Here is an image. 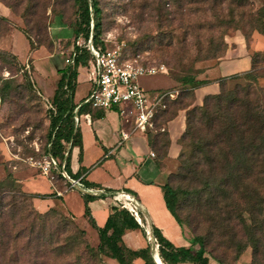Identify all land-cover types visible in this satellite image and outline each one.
<instances>
[{"label":"trees","instance_id":"1","mask_svg":"<svg viewBox=\"0 0 264 264\" xmlns=\"http://www.w3.org/2000/svg\"><path fill=\"white\" fill-rule=\"evenodd\" d=\"M217 1L220 0H213V3ZM229 2L231 16H239L243 20L242 26H251L252 30L258 29L264 35V4L258 10H248L245 7L250 4V0ZM75 4V38L83 37L85 44L91 39L93 45L105 47L101 40L103 23L99 0H75ZM6 21L8 18L0 14V25ZM231 23V18L223 19L217 26L224 29L225 24ZM240 30L246 39L250 37L251 33L247 34L243 28ZM22 31L27 34L25 29ZM1 35L0 33V37ZM27 39L31 50L45 44L41 40L34 42L28 36ZM207 42L208 53L216 51L220 45H216L213 38ZM195 47V53L188 50L177 59L178 62L189 58L193 61L206 59L208 54H203V43L198 42ZM221 47L224 48L223 55L228 47L224 39ZM90 60L91 54L87 47L78 42L74 44L69 64L59 70L61 76L50 110L48 146L45 151L58 159L60 167L64 166L70 176L72 147L80 142L81 137L77 124L79 113L74 103L78 69L88 66ZM0 62L18 63V58L16 54L0 49ZM187 71L188 73L175 79L182 85L197 83L198 80L192 74V67ZM242 77L243 82H237L232 87H228L226 81H221L219 92L206 96L202 105H193V91L185 88L186 96L192 97L191 102L181 100L180 92L175 100L168 102L165 110L158 113L156 132H147L150 143L154 144L156 141L159 150H165L163 155L166 156L169 140L167 137L166 143H162L163 134H160V131H164L168 136L167 130L157 120L164 116L167 123L179 109H186V127L180 138L183 149L178 156L177 177L179 176L181 184L173 187L167 183L166 187L168 192L176 189L184 193L174 206V213L178 220L187 224L200 242L197 243L198 248L175 247L153 227L152 232L158 243V256L164 264H210L205 254L218 264H237L249 246L252 247V264H263L261 260H257V256L260 247L264 248V86L258 82L260 78H264V54L255 53L252 56V69ZM0 80L3 88H9L12 84L11 79ZM27 81L28 89L33 90L30 78ZM171 104L176 107L174 111H171ZM169 114L171 115L165 118ZM71 177L76 179L75 176ZM82 188L87 190L98 186L83 182ZM115 192L117 191L105 190L98 195L83 193L86 215H91L90 201L113 195ZM35 197L21 189L11 172L0 181V264H25V260L20 259L31 252L35 253L36 257L46 258L39 264H70L64 263V258L72 254H75V258L86 257L85 264L103 263V256L117 259L120 264H129L130 260L120 252L122 235L130 229H141L144 235H147L142 225L128 210L118 205L112 207V214L104 227H98L90 216L92 227H95L99 234L98 246L93 247L84 241L86 232L77 226L72 235V242L65 244L66 239L61 242L45 236L44 225L39 226L43 230H36V220L45 217L46 213L37 214L38 216L30 221L31 215L26 214L23 203ZM183 208L188 209L184 217L179 213ZM9 213L11 223L5 219ZM37 233L39 236H33ZM40 238L46 243L41 242V246H35L36 243L40 244ZM19 244L22 245L17 246ZM81 244L84 246H77ZM80 247H83V253L79 257ZM132 255L142 258L143 264H156L150 246L132 252ZM75 261V264H80L78 259ZM26 264H30V260H27Z\"/></svg>","mask_w":264,"mask_h":264},{"label":"rangeland","instance_id":"2","mask_svg":"<svg viewBox=\"0 0 264 264\" xmlns=\"http://www.w3.org/2000/svg\"><path fill=\"white\" fill-rule=\"evenodd\" d=\"M229 1L220 0L213 3V0L205 2L202 0L199 2L198 0H99L103 23L101 40L105 47L121 48L126 59H137L146 66L165 65L168 72L165 75L145 77L144 86L152 91L155 86H165L168 78L172 79L178 84L161 89L166 91L181 88L179 89L182 94L181 100L191 102L192 97L186 96L187 91L182 87L184 85L175 78L188 73L187 69L190 67L194 74L195 65L200 61L217 60L224 51L221 47L223 39L236 31L242 32L240 28H243L247 34L258 31V29L252 30L251 26H242L243 20L239 16H231L228 9L231 4ZM233 2L232 5L235 6ZM0 4L9 8L11 12L10 17H7L8 21L0 25L2 34L0 49L16 54L18 58V63L0 62V78L12 80L9 88H3L0 80V181L11 172L24 192L37 197L39 195L31 191L49 194L56 182L65 181L57 164L51 163L49 166L50 158L45 151L48 146L50 110L53 92L61 76L59 70L69 64L74 44L77 42L85 44V41L83 37L76 39L73 33L77 19L75 0H0ZM263 4L264 0H250V4L245 8L258 10ZM230 18L231 25L225 24L224 29L217 26L221 20ZM23 29L27 34H24ZM26 35L34 42L40 40L45 42L38 47L39 52L36 55L28 50L30 43L28 44ZM210 38L215 39L216 45L219 43L220 45L216 51L208 53L207 40ZM198 42L204 45L203 54H208L205 56L206 59L193 61L189 58L179 63L177 59L185 55L188 50L195 53V45ZM16 49L18 51H14ZM90 69V62L88 66L83 67L82 74L86 75L88 82L85 84L83 80L81 81L79 88L82 91L90 85L88 75H91ZM28 78L31 80L33 90L28 89ZM203 102L204 99L200 104L202 105ZM174 108L176 107L171 104V111H174ZM182 117L185 119V114ZM157 121L163 124V128L166 127L164 116ZM160 132L163 134L162 143H166V134L164 131ZM164 151L160 149L159 156L163 155ZM57 163H59L58 159ZM170 170L172 172L168 182L176 187L181 184L179 176L177 177L179 162ZM181 194L183 196L184 193L181 191ZM35 198H29L23 206L26 214L31 215L30 221L38 216L37 214L46 213L45 217L36 220L38 226L36 230H43L39 226L44 225L45 236L61 242L66 239L65 244L72 242L75 226L80 228L72 216L61 205H48L47 209L41 211L35 204ZM187 212L186 208L179 210L183 217ZM16 215L20 214L16 213ZM10 217L9 213L5 218L8 223L12 222ZM190 232L193 234L192 231ZM83 240L96 247L90 235L86 234ZM41 242L46 243L42 239L40 244L36 243L35 246H41ZM154 249L155 246H150L151 253ZM247 250H252V247L249 246ZM82 253L83 247H80L79 257ZM208 257L212 260L209 255ZM77 259L80 264H85L86 257L75 258V254L67 255L64 263L75 264ZM20 260H25V264L27 260H30V264H39L46 258L36 257L35 253L31 252L26 253ZM102 260L103 263L94 264H108L104 256ZM257 260H261L264 264L263 247H260Z\"/></svg>","mask_w":264,"mask_h":264},{"label":"crops","instance_id":"3","mask_svg":"<svg viewBox=\"0 0 264 264\" xmlns=\"http://www.w3.org/2000/svg\"><path fill=\"white\" fill-rule=\"evenodd\" d=\"M0 13L5 17H10L11 14L10 9L2 4H0ZM225 42L228 47L217 60L214 62L203 60L196 63L193 76L198 82L182 86L193 91V105H201L200 101L206 96L218 93L221 81H226L228 87L243 82V74L252 69V56L255 53L264 54V35L257 30L253 31L248 39L242 32L236 31L227 36ZM28 50L34 55L39 52V48L30 50V44ZM82 70L83 67H79L74 95L76 111L78 110L79 113L77 124L81 137L80 142L72 147L69 172L71 176L76 177L74 180H78L81 186L83 182H87L98 188L80 190L71 187V182L64 178V182L55 183L54 189L49 194L31 191L39 195L35 198L36 206L44 211L48 205H61L78 226L92 237L94 246H98L99 234L97 229L92 227L90 216L98 227H104L112 214V207L118 205L111 195L98 197L89 202L91 215L88 217L85 213L83 193L98 195L105 190L128 192L134 195L140 204L144 221L140 225L147 234L144 235L141 229H130L122 235L120 252L130 260L129 264L144 263L142 258L133 257L132 252L148 246H158L153 232L151 233L153 227L157 228L175 247L198 248L199 239L190 232L187 224L177 219L174 213V206L182 198L181 191L173 189L168 192L166 187L172 172L170 168L179 162L178 156L183 149L180 138L185 130L186 118L184 119L182 115L186 116V109H179L174 116L175 119L172 118L174 121L170 119L166 123L165 129L169 140L166 156H159V144L156 141L153 142L154 144L150 143L147 134L143 132H132L126 141L120 142L121 128L125 126L117 110H103L83 104L82 100L89 94L92 81L91 75L88 74L90 85L83 91L80 90L81 81L83 80L85 84L88 82ZM145 79H142L141 84L148 89L144 86ZM258 82L264 86V78H260ZM176 84H178L176 81L168 78L165 86H155L151 90L169 88ZM179 89L181 88L177 90ZM71 176L70 178L73 179ZM156 252L158 254V247ZM205 256L210 264H218L214 259L210 260L208 254ZM104 259L108 264H120L117 259L105 256ZM237 264H252V250L246 249Z\"/></svg>","mask_w":264,"mask_h":264},{"label":"built area","instance_id":"4","mask_svg":"<svg viewBox=\"0 0 264 264\" xmlns=\"http://www.w3.org/2000/svg\"><path fill=\"white\" fill-rule=\"evenodd\" d=\"M84 45L91 54L89 62L92 87L83 103L93 108L117 110L125 126L121 128L120 142L126 141L132 132L139 131L146 134L149 131L156 132L158 113L167 108L168 102L177 97L179 90L149 91L142 86L141 80L145 77L166 74L167 67L163 64L146 66L139 63L137 59H126L121 48L95 46L91 39ZM151 154L154 155L153 152ZM48 156L49 166L51 163L57 164L62 176L71 182V187L83 189L78 180L70 178L64 166L60 167L57 159L50 153ZM111 196L117 205L128 210L139 224H143L140 204L134 195L122 191L115 192Z\"/></svg>","mask_w":264,"mask_h":264},{"label":"bare ground","instance_id":"5","mask_svg":"<svg viewBox=\"0 0 264 264\" xmlns=\"http://www.w3.org/2000/svg\"><path fill=\"white\" fill-rule=\"evenodd\" d=\"M156 250H157V246H155V249H154V256H155V259L157 260L156 262H157L158 264H164V263L162 262V260L160 259V257L158 256Z\"/></svg>","mask_w":264,"mask_h":264},{"label":"water","instance_id":"6","mask_svg":"<svg viewBox=\"0 0 264 264\" xmlns=\"http://www.w3.org/2000/svg\"><path fill=\"white\" fill-rule=\"evenodd\" d=\"M151 233H152V230H151ZM153 239H154V237H153ZM152 255H153V258H154V260H155V263L158 264V263L156 262L157 260L155 259V256H154V250H153V252H152Z\"/></svg>","mask_w":264,"mask_h":264}]
</instances>
